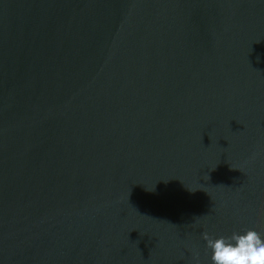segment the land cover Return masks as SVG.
Segmentation results:
<instances>
[{
  "label": "water",
  "instance_id": "95a60500",
  "mask_svg": "<svg viewBox=\"0 0 264 264\" xmlns=\"http://www.w3.org/2000/svg\"><path fill=\"white\" fill-rule=\"evenodd\" d=\"M264 238V0H0V264H213Z\"/></svg>",
  "mask_w": 264,
  "mask_h": 264
},
{
  "label": "clouds",
  "instance_id": "9594fccd",
  "mask_svg": "<svg viewBox=\"0 0 264 264\" xmlns=\"http://www.w3.org/2000/svg\"><path fill=\"white\" fill-rule=\"evenodd\" d=\"M213 264H264V238L255 230L212 238L204 234Z\"/></svg>",
  "mask_w": 264,
  "mask_h": 264
}]
</instances>
